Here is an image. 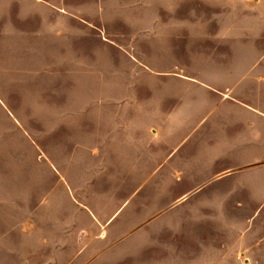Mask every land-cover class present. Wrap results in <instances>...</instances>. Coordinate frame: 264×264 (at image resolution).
I'll return each instance as SVG.
<instances>
[{
	"label": "rangeland",
	"instance_id": "rangeland-1",
	"mask_svg": "<svg viewBox=\"0 0 264 264\" xmlns=\"http://www.w3.org/2000/svg\"><path fill=\"white\" fill-rule=\"evenodd\" d=\"M0 264H264V0H0Z\"/></svg>",
	"mask_w": 264,
	"mask_h": 264
}]
</instances>
